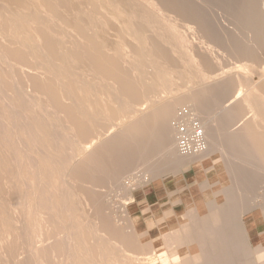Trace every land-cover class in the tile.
Wrapping results in <instances>:
<instances>
[{
	"label": "bare ground",
	"instance_id": "obj_1",
	"mask_svg": "<svg viewBox=\"0 0 264 264\" xmlns=\"http://www.w3.org/2000/svg\"><path fill=\"white\" fill-rule=\"evenodd\" d=\"M100 3L111 14L101 11ZM263 7L264 0H0V117L17 125L12 138L27 149L8 145L20 169L15 175L6 170L0 178V264L25 255L10 227L14 218L17 226L24 224L10 212L19 190L25 191L24 203L38 205L25 225L39 264H70L68 236L81 244L80 260L89 264L154 262L136 258L132 240L103 212L106 183H119L139 160L158 157L161 168L164 162V168H208L211 184L222 173L217 150L234 178L232 186L221 183L223 206L209 208L210 218L185 213L187 223L148 247L159 254L160 264H264V195L259 212L245 225L240 222L264 181ZM188 85L199 87L186 95L206 135L204 153L181 157L176 152L171 122L179 99L163 100L126 129V115L137 104L154 103ZM48 112L57 120L63 116L62 128L43 119ZM114 124L125 128L107 135ZM96 138L100 145L73 167L72 140L85 144ZM230 158L246 162L249 170L241 163L234 174ZM252 227L255 248L246 241Z\"/></svg>",
	"mask_w": 264,
	"mask_h": 264
},
{
	"label": "rangeland",
	"instance_id": "obj_2",
	"mask_svg": "<svg viewBox=\"0 0 264 264\" xmlns=\"http://www.w3.org/2000/svg\"><path fill=\"white\" fill-rule=\"evenodd\" d=\"M99 7H100V9H102L101 11H104L107 14H111L110 10H108L103 3H100ZM262 10H264V7ZM221 19H220V21L222 23H224V21L227 22L225 19H222L223 21ZM222 23H220V24H222ZM217 24H219V23H217ZM220 24H219V26H220ZM225 24H227V23H224V25ZM222 36L223 35H221V37ZM1 62H4V60L1 59ZM232 62H235V61L232 60ZM228 68H229V66H228ZM6 69L8 70V72L9 71L11 72V70H10L11 68L6 66ZM232 71L233 70H231V72ZM235 71H237V69H234V72H232V73H235ZM12 76L15 77L13 75V73L11 72L10 78H12ZM12 80H14L13 82H15V78ZM208 81H211V80L207 79L205 82L207 83ZM189 87H191V88L189 89ZM195 87H196L195 85H188V87L185 86L183 89H180L177 91L173 90V91H171L172 94H171V92L167 93L162 99H158L159 101L156 100L155 101L156 103L154 102V103L145 104V105L137 104L135 106L137 108V109L135 108L136 112L134 109V111H132L131 113L126 115V125H125L126 129L133 123V121L135 122L137 119L141 118L142 116H147L146 114L148 112H149L148 114H151L153 109L155 107H157L158 105H160L163 102V100L164 101H166L167 99L168 100H170V99L181 100V101L176 100L179 105L175 104L176 105V107H175L176 111L174 110L175 111L174 117H175V114L177 113V110L180 109L181 107L189 106L191 108L194 105V103L192 102L190 97H187L186 93H188V91H190V90L192 91V90L199 88L198 86H197L198 88L197 87L195 88ZM23 92L25 94H28L29 89L25 88V89H23ZM170 97H172V98H170ZM187 101H188V103H187ZM181 103H184V104H181ZM46 114L47 115H44V117H43V119L46 122L54 121L57 124V126L62 128V122L61 121H63V122L65 121L63 116H61V118H63V119H61L60 115H59L60 120L59 119L57 120L58 117L55 116L52 112H48ZM1 119L2 118L0 117V120ZM0 122H2V123H0V130H1L0 131V136H1L0 137V143H1L0 149L1 148L3 149V151L0 150V152H1L0 153V157H1L0 162H3L2 165H3V167H5L3 169V171L0 172V178H5L6 170H8V172L9 171L12 172L13 175H15L18 173V171L20 169V166L16 163V162H18V158L11 154V152L9 151L8 145L11 143L14 145L16 144L17 149H18V146H19V148H21L23 145L20 141H17V140H15V138H12L19 131L17 125H13L14 126L13 127L11 124H9L4 119H2ZM118 122H119V120L116 121L115 123L117 124ZM116 124H114L108 128L107 135H109V132H110V136H111L113 134H116L117 131H120L121 129L125 128V126L122 127V126H118ZM63 125H64V123H63ZM2 127H3V129H2ZM4 131L8 132L9 134L8 133L6 134V132L4 133ZM3 133H4V135H9L11 140L4 138ZM1 138H2V140H1ZM101 141H100V139L96 138V139H93L90 142L85 143V144H77L74 140H72V143H71L72 151H71V153L73 151L76 153V159L71 164L72 165L79 164L78 162H80L85 157L84 155L87 156L89 154V152H91L92 150H95L100 145ZM1 145H2V147H1ZM20 145H22V146H20ZM24 147L25 146L22 147V150L25 149ZM19 150H21V149H18V151ZM25 150H27V149H25ZM218 151H220V150H217V152L214 153V156H215L214 158L220 159L221 160L220 164L222 165V162H223L224 165L226 164V166H227L226 158L223 156L222 153H220ZM9 154H10V156H9ZM3 155L4 156L8 155L7 156L8 160L6 157H3ZM33 158H35V157L33 156ZM157 159H158V157L156 158V160L153 159V161H149V163L146 161H143V160H142L143 162H141V160H139L140 162H137L134 165V167L132 168L133 170L132 169L130 170L131 172L126 171V175L123 176V178H120L121 180L119 181V183H116L118 185H116L113 181H108L109 183L111 182L110 183L111 185L109 186V183L108 182L106 183L107 184L106 188H105L106 190L103 189L104 193L101 194L104 196V197L102 196L104 199H102V201H100L103 204V210H104L103 212L110 219V223L113 226V228L116 230L118 229L119 231H121L120 233H123V236L129 237L132 240L134 247H135L134 248L135 250L133 251V253L135 255H137L136 258H141V259L142 258L143 259H149L150 258V259L154 260V262L150 261L151 262L150 264H160V263L158 261V255L159 254L157 252H154L152 249H149V247H148L149 242H150L149 245L151 243L153 244V241L157 242V241L161 240L160 237L162 236V234H167L168 232L173 231L174 229L180 228L182 224L187 223L189 221L188 218L183 217V216L185 215V213L188 214V212H190V211H197L198 216L200 215V217L210 218L208 216L209 210H210L209 208H211L212 210L213 209L217 210L218 208L223 206L224 197L222 195V191H220L221 187L223 185L227 184L228 182H230V184L232 186V184L234 182V178L229 177V175H227V173L225 172V170L222 166L220 167V171L222 172V173L220 172L221 175L218 178H216V182L214 180V182L210 184V181H208V178H207V180H206V178H189V176H192V175L196 174V172H197L196 168L194 169L193 166L189 165V166H183L181 168H176L174 166H170V167H172V168H170L169 166H165V168H164V165H167V163L164 162L165 164L163 163V167H162L164 169H162L161 168L162 162L159 159L158 160ZM222 159H223V161H222ZM35 160H37V159H35ZM229 160L232 163V166H230L229 168H233V166L235 164H236L237 168H236V166H234L233 169H236V170L241 165L246 166V162L244 165V162L241 161L240 159L235 160V159L230 158ZM9 161H10V163L8 165ZM163 161H165V160H163ZM241 163H243V164H241ZM11 164H12V166H11ZM238 164H241V165H238ZM75 165L73 167H75ZM13 167H15V169ZM68 167H71V166H68ZM166 167H168V168H166ZM246 167L249 170L250 167L248 165ZM114 169H118V168L114 167ZM233 169H231V170L233 171L234 174H237L238 171L240 172V170L238 169L237 172L235 173V171ZM69 170H70V168L68 169V171H64V173H63L64 178L66 176L65 173L66 172L68 173ZM229 172H230V170H228V173ZM136 174L137 175L139 174L140 178H135L134 181H129V185H126V182L129 180V178L133 177ZM102 177L107 178L108 176H102ZM102 177H100V178H102ZM111 178H113V177H111ZM105 180L107 181V179H105ZM112 183L115 185H113ZM221 183H223L222 186H221ZM262 183L264 184V181L261 182V184ZM259 184L260 183L258 182L257 185H259ZM261 184L259 187L256 186L257 189L259 188L258 190H256V191L254 190L257 194H255V192H253L255 194L254 196H258V198L254 197L253 194H252L253 197H250V199L252 198L249 201L250 206H251V210H249V212H246L244 215L242 214L240 217V220H241L240 222H242L243 225H245L244 223H247V220L249 219L250 216L254 215V213L259 212L257 206L263 202V201H261L263 199V197H261V196L264 195V186H262L263 184L262 185ZM18 186H19V189H21L20 183H18ZM110 187H112V188H110ZM176 187L178 189H176ZM261 187H263V188H261ZM100 189L101 188H99L97 190L101 191ZM233 190H234V186H233ZM24 192L25 191L19 190V193H18L19 196L17 197L18 200L17 199L15 200L17 203L14 202L15 204H13V207H10V210L13 209L10 212L13 211L14 214L16 213L15 216L16 215L19 216V217L18 216L16 217L19 219L18 224L22 225V223H24L22 225V227L23 226L24 227L22 228V227L17 226V223H16L17 221L15 218H14L15 220L13 219L12 221H10V224H11L10 227H12L14 232H16L17 236L21 238V239L18 238V241H20L19 243L21 246L23 245L21 248H23L22 252L25 254V255L22 254V256L19 255V257H18L19 259L17 258L15 260V263H13V264H25V263L26 264H39V262L37 261V257L34 255L33 251L30 250L32 245H34V242L29 240V230H28L29 225H25V224H28V221H26L27 217H28L27 216L28 212L37 210L38 205L36 202H33L32 203L33 205L32 204L27 205L26 203H24L23 199H21L25 195ZM235 193H239V190L235 189ZM181 199H183V200H181ZM206 199H208V200H206ZM210 204H211V206H209ZM23 207H25L24 209H26V210H24ZM27 207L29 208V210ZM31 207H32V209H30ZM4 210H5V212H8V211H6V209H4ZM18 211H19V213H18ZM178 212H180V213H178ZM25 217H26V220H25ZM66 225L69 227V229L70 228L72 229V226H69V225H71V223H69V225L68 224H66ZM20 228L22 229V231ZM67 228H65V229L67 230ZM254 228L252 231L249 232V236L247 235L248 239H246L247 243L252 248H255L258 245V240L256 237L257 236L256 235L257 230H255ZM71 229H70V232H71ZM73 229H72L71 233L75 234ZM17 232H19V233H17ZM67 232H69V231H67ZM67 232H65L66 236H68ZM70 232H69V235H72ZM134 232H135V234H134ZM160 232H163V233H160ZM159 234H161V235H159ZM136 235H138V237ZM68 237H70V239H68L65 243L70 248H73L72 250L70 248L68 249L67 248L68 246L65 244V250L71 251V252H69V254L66 253V254H68V256L72 255L73 260L68 259V258H71L70 256L67 258L68 261L70 260L69 261L70 264H73V263L74 264H78V263L82 264V262H83V264H89V262H87V260H82V261L80 260L82 252H78V251L79 250L83 251V247L81 246V244H79L77 240H76L77 244H75V242H76L75 239L72 236H68ZM71 238H73V239H71ZM72 244H74V245L72 246ZM145 245H146V247H145ZM189 247L191 250L192 249L196 250L195 244H191V245H189ZM77 248H78V250H77ZM146 248H148V249L145 250ZM184 249L185 248H183L182 250H184ZM144 250H145V252H144ZM146 251L148 253L151 252L153 255H151V253L148 254ZM144 253H146V254H144ZM75 257L77 258V260H75ZM1 258L2 257L0 256V260H1Z\"/></svg>",
	"mask_w": 264,
	"mask_h": 264
},
{
	"label": "built area",
	"instance_id": "obj_3",
	"mask_svg": "<svg viewBox=\"0 0 264 264\" xmlns=\"http://www.w3.org/2000/svg\"><path fill=\"white\" fill-rule=\"evenodd\" d=\"M175 149L179 156H198L207 150V139L202 127V123L197 114L189 106H183L177 110L171 122ZM140 178L134 175L129 181Z\"/></svg>",
	"mask_w": 264,
	"mask_h": 264
},
{
	"label": "crops",
	"instance_id": "obj_4",
	"mask_svg": "<svg viewBox=\"0 0 264 264\" xmlns=\"http://www.w3.org/2000/svg\"><path fill=\"white\" fill-rule=\"evenodd\" d=\"M222 165H219V168L221 167ZM218 167V166H217ZM218 168V169H219ZM195 169V168H194ZM206 170V172L204 171V169H203V172L200 170V169H196V174H194V175H192V176H189V178H207L208 177V180H209V178H210V176L208 175L209 174V170H208V168L207 169H205ZM200 173V174H199ZM206 173V174H205ZM219 177V176H218ZM218 177H214V178H218ZM221 208V207H220ZM219 209V208H218ZM217 209V210H218ZM213 210H215V209H213Z\"/></svg>",
	"mask_w": 264,
	"mask_h": 264
}]
</instances>
